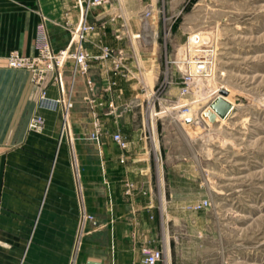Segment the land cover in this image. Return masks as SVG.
<instances>
[{
	"label": "crops",
	"instance_id": "0c3cea01",
	"mask_svg": "<svg viewBox=\"0 0 264 264\" xmlns=\"http://www.w3.org/2000/svg\"><path fill=\"white\" fill-rule=\"evenodd\" d=\"M152 1H134L128 11L125 0H109L89 12L95 28L82 48L92 56L104 48L122 49L123 63L134 75L114 77L111 61L91 60L88 73L72 80L73 62L65 63L60 79L71 96V132L61 136L62 112L38 107L43 88L49 99L60 96L55 74L37 86L29 71L9 68L6 57L34 56L40 23L53 51L75 48L78 0H0V264H143L139 247L154 235L149 216L156 202L151 188L147 196L138 192L128 198L122 184L129 176L150 179L148 158L143 154L142 163L120 165L110 134L127 131L128 116L142 120L151 90L143 74L151 73L154 82L159 78L158 63L138 40L144 33L142 13L151 10ZM112 81L116 85L108 90ZM36 116L44 120L41 131L30 129ZM133 128L141 151L143 130L137 122ZM136 149L131 157H140ZM85 216H93L97 227L88 220L83 224Z\"/></svg>",
	"mask_w": 264,
	"mask_h": 264
},
{
	"label": "rangeland",
	"instance_id": "374dc122",
	"mask_svg": "<svg viewBox=\"0 0 264 264\" xmlns=\"http://www.w3.org/2000/svg\"><path fill=\"white\" fill-rule=\"evenodd\" d=\"M125 1L133 11L134 1ZM150 4L152 15L142 19L138 40L158 63L159 78L143 74L151 90L142 120L128 116L127 131L110 134L119 163L126 158L120 165L148 158L150 179L132 180L127 172L122 184L128 198L147 196L151 188L156 202L149 216L154 235L139 250L160 249L159 264H264V0ZM198 55L209 62L207 75L182 96L185 61ZM219 96L232 109L208 125L201 113ZM136 122L143 130L141 151L134 145ZM70 132L69 125L65 134ZM115 133L127 139L126 152L114 146ZM134 149L140 157H131Z\"/></svg>",
	"mask_w": 264,
	"mask_h": 264
},
{
	"label": "built area",
	"instance_id": "2783aa9c",
	"mask_svg": "<svg viewBox=\"0 0 264 264\" xmlns=\"http://www.w3.org/2000/svg\"><path fill=\"white\" fill-rule=\"evenodd\" d=\"M140 1V0H133ZM109 4V0H78L77 6L80 8V22L77 29L74 31V40L76 43L75 48H65L57 52L51 49L48 42L47 34L43 23L38 25L37 35L35 38V55L32 57H26L18 54L17 52H11L6 57L7 65L11 69L27 70L31 74V82L37 86L42 85L48 74L54 73V82L58 83L60 86V96L56 99H49L46 95V91L43 88L40 93L38 107L40 109L56 111L60 110L62 112V128L61 136L69 132V112L71 110V96L65 93L61 84V72L64 68L65 63L68 61L73 62V74L72 80L78 74L86 75L89 70V61H111L112 64V74L114 77L125 76L128 73L126 66L123 63L124 52L123 50H117L116 53L108 48H104L100 55L92 56L84 48H82V40L89 33L92 32L95 26L88 22L89 12L93 8H102ZM152 12L150 9L145 10L142 13L143 18L150 17ZM140 35H136L139 38ZM200 37L196 36V43L200 44ZM200 48L197 47V49ZM202 52L201 50H197ZM187 65V71L182 76V88L180 94L182 96L190 94L192 86L200 78L205 77L208 71V60L203 56H194V58L185 61ZM130 76H133V72H129ZM86 83L90 85V80L87 78ZM116 85L115 81H112L108 90ZM149 94H154L150 92ZM110 113L115 111V106L113 101L109 104ZM44 126V120L36 116L31 124L30 129L33 131H41ZM95 137L100 135L101 126L99 122L94 125ZM112 141L115 146L122 152L128 150V141L120 133H115L112 136ZM126 161L125 156H121L120 163L124 164ZM132 193V186L126 189L125 194L130 196ZM91 216H85L83 224L85 221H92ZM143 264H159L163 260V253L160 249L142 247L140 250Z\"/></svg>",
	"mask_w": 264,
	"mask_h": 264
},
{
	"label": "water",
	"instance_id": "95a60500",
	"mask_svg": "<svg viewBox=\"0 0 264 264\" xmlns=\"http://www.w3.org/2000/svg\"><path fill=\"white\" fill-rule=\"evenodd\" d=\"M221 94L226 95L227 93L223 91ZM231 109V104L219 96L202 111L201 117L208 125H213L217 123L219 119L227 117ZM185 121L186 123H191L192 119H186Z\"/></svg>",
	"mask_w": 264,
	"mask_h": 264
},
{
	"label": "bare ground",
	"instance_id": "6f19581e",
	"mask_svg": "<svg viewBox=\"0 0 264 264\" xmlns=\"http://www.w3.org/2000/svg\"><path fill=\"white\" fill-rule=\"evenodd\" d=\"M223 99H225L226 101H228L229 102V100L225 97V96H221ZM158 170H160V169H158ZM162 175V174H161ZM162 177V176H161Z\"/></svg>",
	"mask_w": 264,
	"mask_h": 264
}]
</instances>
